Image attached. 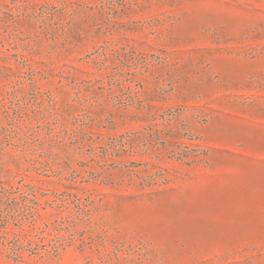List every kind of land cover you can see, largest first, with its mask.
<instances>
[{"label": "rangeland", "instance_id": "obj_1", "mask_svg": "<svg viewBox=\"0 0 264 264\" xmlns=\"http://www.w3.org/2000/svg\"><path fill=\"white\" fill-rule=\"evenodd\" d=\"M0 264H264V0H0Z\"/></svg>", "mask_w": 264, "mask_h": 264}]
</instances>
